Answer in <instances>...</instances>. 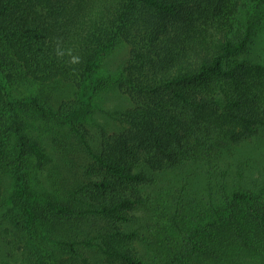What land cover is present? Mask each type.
<instances>
[{"label":"trees","instance_id":"trees-1","mask_svg":"<svg viewBox=\"0 0 264 264\" xmlns=\"http://www.w3.org/2000/svg\"><path fill=\"white\" fill-rule=\"evenodd\" d=\"M263 43L264 0H0V264H264Z\"/></svg>","mask_w":264,"mask_h":264},{"label":"rangeland","instance_id":"rangeland-1","mask_svg":"<svg viewBox=\"0 0 264 264\" xmlns=\"http://www.w3.org/2000/svg\"><path fill=\"white\" fill-rule=\"evenodd\" d=\"M254 47L255 50L257 49L261 50L260 48L262 47V43L259 42ZM128 55H129L128 46L124 44L121 45L119 49L115 50L108 57L105 58L103 67L99 71L96 77L112 78L118 76L121 70V66L123 64L122 61H125ZM35 88H38V86H36ZM43 88L45 89V95H51L53 98V102L56 104L63 99H71L72 97L75 96V91H76V87L74 83L67 81L53 82L48 85H44ZM26 93H30V92H26ZM95 100L99 106L98 112H96L94 116L91 118L93 123V126H91L92 132H94L95 134H97L98 131L101 130L100 127L102 124L108 127L109 130H114L118 127V123L114 120H111V118L109 119V117L105 112L124 109L130 106L131 104L128 96L124 94V92L120 90V88H117L116 86H106V87L104 86L103 90L99 93V95ZM257 155L258 154H256V156ZM5 185H6L5 187L8 188L7 192L9 193L11 190L10 189L11 182L9 180H6ZM154 203H156L157 205L156 212H159L160 211L158 209L159 200L156 199ZM154 211L155 208H151L148 206L144 207L141 210H139L138 217L142 220L148 221L150 215L154 214ZM163 214H168V212L164 211ZM160 224L161 223H159L158 225ZM3 229L4 227L3 228L0 227V262H2L9 253V250L7 251L5 250L6 244L2 236ZM151 245L153 246V243Z\"/></svg>","mask_w":264,"mask_h":264},{"label":"clouds","instance_id":"clouds-1","mask_svg":"<svg viewBox=\"0 0 264 264\" xmlns=\"http://www.w3.org/2000/svg\"><path fill=\"white\" fill-rule=\"evenodd\" d=\"M56 56L58 58H62L64 56V51L58 46L57 49H56ZM73 63H77L79 62V58L78 57H73V60H72Z\"/></svg>","mask_w":264,"mask_h":264}]
</instances>
